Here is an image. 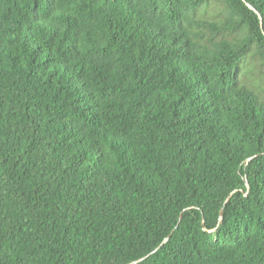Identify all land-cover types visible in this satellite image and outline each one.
I'll return each mask as SVG.
<instances>
[{"label":"trees","instance_id":"1","mask_svg":"<svg viewBox=\"0 0 264 264\" xmlns=\"http://www.w3.org/2000/svg\"><path fill=\"white\" fill-rule=\"evenodd\" d=\"M246 62L264 0H0V264H264Z\"/></svg>","mask_w":264,"mask_h":264},{"label":"rangeland","instance_id":"2","mask_svg":"<svg viewBox=\"0 0 264 264\" xmlns=\"http://www.w3.org/2000/svg\"><path fill=\"white\" fill-rule=\"evenodd\" d=\"M244 69L247 72V73H245V75L248 74L251 79H255V80L261 82V85L264 87V77L261 76L259 68H257L253 64H250L249 62H246V65L243 67V71H245ZM258 91L260 93H262L260 90H258Z\"/></svg>","mask_w":264,"mask_h":264},{"label":"water","instance_id":"3","mask_svg":"<svg viewBox=\"0 0 264 264\" xmlns=\"http://www.w3.org/2000/svg\"><path fill=\"white\" fill-rule=\"evenodd\" d=\"M220 215H221V213H220ZM143 258H144V257H143ZM143 258H141V259H143ZM141 259H137V260L131 261V262L127 263V264H134V263H137V262H139Z\"/></svg>","mask_w":264,"mask_h":264}]
</instances>
